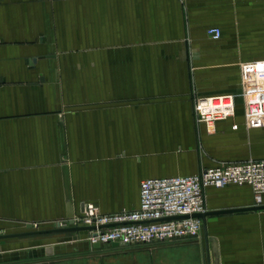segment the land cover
Returning a JSON list of instances; mask_svg holds the SVG:
<instances>
[{
    "label": "crops",
    "instance_id": "1",
    "mask_svg": "<svg viewBox=\"0 0 264 264\" xmlns=\"http://www.w3.org/2000/svg\"><path fill=\"white\" fill-rule=\"evenodd\" d=\"M209 28L220 30L218 40ZM261 60L264 0H0V232L50 230L87 203L130 210L142 180L264 159V129L245 128L241 104L212 134L193 113L194 95L237 90L240 65ZM234 125L244 155L210 153L224 132L233 142ZM228 188L206 189L209 210L253 205L249 186ZM212 191L235 196L211 207ZM206 223L198 244L128 252L77 240L70 244L83 252L65 254L56 240L73 235L48 234L16 253L30 261L9 264H43L47 247L55 264L137 255L149 264H264V210Z\"/></svg>",
    "mask_w": 264,
    "mask_h": 264
},
{
    "label": "built area",
    "instance_id": "2",
    "mask_svg": "<svg viewBox=\"0 0 264 264\" xmlns=\"http://www.w3.org/2000/svg\"><path fill=\"white\" fill-rule=\"evenodd\" d=\"M207 35L218 40L221 32L218 28H209ZM238 104L243 106L247 127L264 125V60L240 65L237 90L207 97L194 95L195 122L212 134L216 122L235 116ZM231 185L249 186L252 206H264V159L222 161L190 176L145 179L139 184L136 208L103 213L95 204L87 203L79 215L55 220L52 226L91 228L76 235L80 238V234H86L81 240L91 249L95 244L117 252L148 250L187 241L198 244L203 224L201 219L192 216L209 211L206 189Z\"/></svg>",
    "mask_w": 264,
    "mask_h": 264
},
{
    "label": "rangeland",
    "instance_id": "3",
    "mask_svg": "<svg viewBox=\"0 0 264 264\" xmlns=\"http://www.w3.org/2000/svg\"><path fill=\"white\" fill-rule=\"evenodd\" d=\"M245 128H249L246 126L245 124ZM257 128H262L264 129V125L257 127ZM235 131V138L233 140L232 143L228 142L226 140V133L224 132L223 134H221L219 136V139L217 140H213L211 143V145L207 146L208 149L210 150V153H214V155L217 156H226L227 154H229L230 156H237V157H242L244 154V151L247 150L246 149V143L244 142V136H243V129L239 128L238 125H234L232 128ZM246 141V140H245ZM228 189L231 190H225L224 192H232L237 190L236 188L238 186H228ZM211 193L214 194V196L210 195V199H209V206L211 207H225L226 203L232 198L234 197L233 195H229V193L225 194H221L219 195L218 193H214V191H212ZM224 209H228V208H224ZM53 228V227H52ZM29 230L25 229L24 231H20V232H14V233H10L8 231L6 232H0V235L3 234H17V233H23V232H27ZM80 233V232H79ZM66 234H71V236L73 235V238L77 235L76 233H66ZM86 234L82 233L80 234V238L83 239L85 238ZM40 237H37L38 239H30V238H21V237H17V238H21V239H16V238H10V239H3L0 240V264H9V263H14V262H24V261H30L24 254L23 255H17L16 253H18L19 251H24L26 252V250H29L32 248V245L34 244V242H36L37 240H40V238H42V236H46V235H38ZM60 236H64V235H60ZM69 236V237H68ZM66 235L63 238L64 239H57V243L59 244H64L66 246V253L65 254H77V253H82L83 250L81 248H79L80 246L82 247V245H78V244H73V242H77V240H81L80 238H78L76 241L72 240L73 238L70 237V235ZM25 237H32V236H25ZM62 238V237H61ZM31 242V243H30ZM84 242V241H81ZM72 243V244H70ZM85 243V242H84ZM158 248H154L155 249H159ZM91 249V248H90ZM108 249V247H105L104 250ZM148 250H153V249H148ZM24 252V253H25ZM136 260V261H135ZM134 262V263H133ZM92 264H98L97 260H94L93 262L91 261ZM89 262V264H91ZM109 263V262H108ZM120 264H149L148 259L146 260L145 258L141 257L140 255H137V259H134L133 257H130L129 259H123L119 262Z\"/></svg>",
    "mask_w": 264,
    "mask_h": 264
},
{
    "label": "water",
    "instance_id": "4",
    "mask_svg": "<svg viewBox=\"0 0 264 264\" xmlns=\"http://www.w3.org/2000/svg\"><path fill=\"white\" fill-rule=\"evenodd\" d=\"M239 101H241L239 99ZM264 210V206H250V207H240V208H228V209H220V210H209L205 213L202 214H195L192 217L201 219L202 224H203V234L205 240L207 239V223L206 219L210 216H217V215H224V214H230V213H239V212H249V211H261ZM26 229L29 230L27 232L23 233H17V234H3L0 235V240L3 239H10V238H17V237H25V236H38V235H48V234H66V233H76L78 234L79 232L82 231H88L91 230V228H84V227H67V228H52L50 230H31L32 225L28 224L26 226ZM77 236H75L72 240H77ZM193 243V242H189ZM113 246H116L113 244ZM103 245L95 244L92 246V249L94 250H104ZM140 250V249H137ZM142 250V249H141ZM132 251V250H130ZM44 256L48 259H51V257L54 256V250L52 247H47L44 250ZM43 260V264H55L57 260L59 259H51V260ZM70 257L67 258H62L61 260H68Z\"/></svg>",
    "mask_w": 264,
    "mask_h": 264
},
{
    "label": "bare ground",
    "instance_id": "5",
    "mask_svg": "<svg viewBox=\"0 0 264 264\" xmlns=\"http://www.w3.org/2000/svg\"><path fill=\"white\" fill-rule=\"evenodd\" d=\"M188 242V241H187Z\"/></svg>",
    "mask_w": 264,
    "mask_h": 264
}]
</instances>
